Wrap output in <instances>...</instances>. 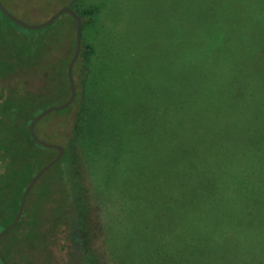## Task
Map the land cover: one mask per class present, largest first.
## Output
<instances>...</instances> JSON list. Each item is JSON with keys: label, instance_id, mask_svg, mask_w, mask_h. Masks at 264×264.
<instances>
[{"label": "trees", "instance_id": "16d2710c", "mask_svg": "<svg viewBox=\"0 0 264 264\" xmlns=\"http://www.w3.org/2000/svg\"><path fill=\"white\" fill-rule=\"evenodd\" d=\"M204 1L209 0H168L165 5V34L171 45L177 44L172 47L175 59L167 61L190 79L149 82L144 138L138 129V145L141 138L146 148L145 168L141 172L135 147L134 189L144 175V188L153 198L159 191L170 203L179 193L180 204L214 209L220 224L252 227L264 234L257 220L264 219V0ZM218 3L225 6L220 13L212 9ZM68 6L82 17L83 37L74 66L77 96L60 112L56 127L65 153L38 181L20 222L1 241L10 264H54V243L72 251L70 241L79 234L78 219L89 199L75 161L88 109L84 81L94 53L84 41V29L94 23L98 9ZM62 17L50 26L29 29L0 9V231L15 218L32 177L54 158L52 152H58L35 142L29 125L35 115L64 102L71 92L68 65L76 47V21L67 13ZM62 20L72 22L69 31L58 25ZM123 106L128 107L127 101ZM185 165L197 174L195 186L186 174L178 179L173 172L179 166L184 172ZM229 234L241 239V245L258 243L255 253L264 256V245L257 240L262 237L264 242V236L255 239L235 229ZM73 262L81 264L83 259Z\"/></svg>", "mask_w": 264, "mask_h": 264}, {"label": "rangeland", "instance_id": "374dc122", "mask_svg": "<svg viewBox=\"0 0 264 264\" xmlns=\"http://www.w3.org/2000/svg\"><path fill=\"white\" fill-rule=\"evenodd\" d=\"M167 1L71 0L69 4L67 0H2L16 17L31 24L44 22L68 5L79 10L98 9L94 23L84 29V41L93 46L94 53L84 81L88 109L75 161L89 199L78 219L79 234L74 242L70 241L74 249L62 250L54 243L51 252L54 264H74V259H83L81 264H264V256L257 255L260 251L255 253L258 243L241 245V239L229 234L234 229L244 230L257 239V235L264 236L260 230L220 224L214 209L207 211L198 205L180 204L179 193L170 203L162 200L167 194L159 191L153 198L144 188V175L134 189L135 147L140 152L141 172L145 168L146 148L141 138L138 145V129L144 138L150 83L190 79L172 69L167 61L175 59L172 47H177L170 44L165 34ZM204 2L209 5L210 0ZM222 7L225 6L218 3L212 9L220 13ZM71 24L68 20L58 22L64 31H69ZM123 101H127V108ZM60 112H53L39 122L36 131L41 139L61 143L56 128L62 117ZM135 131L137 135L132 136ZM178 132L179 136L181 129ZM51 155L55 157L57 152ZM176 169L173 171L176 178L186 174L191 185L196 183L193 166L185 165L184 172L181 166ZM257 220L264 225V219Z\"/></svg>", "mask_w": 264, "mask_h": 264}, {"label": "water", "instance_id": "95a60500", "mask_svg": "<svg viewBox=\"0 0 264 264\" xmlns=\"http://www.w3.org/2000/svg\"><path fill=\"white\" fill-rule=\"evenodd\" d=\"M0 9L11 20L29 29H41V28L50 26L54 24L61 15L66 14V13L70 14L76 21V47H75V51L68 65V77L70 81V90H71L70 95L68 99L65 100L64 102L46 107L43 111L35 115L29 125V129H30V132H31V135L34 141L39 144H42L43 146L56 149L58 151L57 155L54 158H52L50 161H48L45 165H43L36 172V174L32 177V179L30 180V182L28 183L27 187L25 188L23 192L21 202L19 205V209L17 211L15 218L8 226H6L4 229L0 231V258L4 264H10V262L6 258L1 248V241L20 222L25 206H26V203H27V199L31 191L33 190V188L38 183V181L42 178V176L47 171H49L52 167H54L63 158L64 153H65V148L63 145L58 144V143H50V142H47L41 139L37 134L36 127L39 124V122H41L44 118H46L51 113L68 109L76 99L77 86H76V82L74 78V66L76 64V61L80 55L81 48H82L83 25H82L81 15L70 6H65V7L58 9L47 20L41 23H37V24H31V23L25 22L21 20L20 18L16 17L11 11L7 9V7L3 4L2 0H0Z\"/></svg>", "mask_w": 264, "mask_h": 264}]
</instances>
